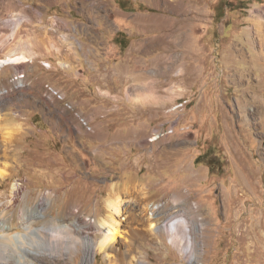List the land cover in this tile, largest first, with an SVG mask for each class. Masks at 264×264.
Returning a JSON list of instances; mask_svg holds the SVG:
<instances>
[{
  "label": "rangeland",
  "instance_id": "374dc122",
  "mask_svg": "<svg viewBox=\"0 0 264 264\" xmlns=\"http://www.w3.org/2000/svg\"><path fill=\"white\" fill-rule=\"evenodd\" d=\"M103 1L125 9L142 25L133 38L150 36L145 29L156 25L173 42L174 77L199 90L178 100L172 107L176 114L191 107L207 113L212 103L215 117H205L201 137L171 133L149 141L155 128L169 126L164 124L132 152L113 150L120 167L110 176V194L115 190L122 200L114 216L119 233L99 249L109 209L107 189L98 188L94 177L104 175L79 160L71 140L64 141L60 160L58 138L27 122L25 128L11 129L22 114L9 111L0 99V170L8 173L0 180V216L7 222L26 216L34 226L59 225L58 252L28 255L35 264H264V64L255 65L252 58L254 48L264 53V0ZM21 2L26 12L15 6ZM58 2L60 18L70 19L94 0ZM43 3L50 0H0V22L18 13L39 21ZM1 40L8 44L6 33ZM214 83L222 98L217 92L219 101L209 103ZM254 93L260 104L252 100ZM126 180L135 187L121 193ZM42 200L44 217L32 218ZM150 204L157 206L155 219L149 218ZM175 217L184 218L187 230L180 226L170 232L158 225ZM90 241L93 257L84 262ZM4 263L17 264L12 257Z\"/></svg>",
  "mask_w": 264,
  "mask_h": 264
},
{
  "label": "crops",
  "instance_id": "0c3cea01",
  "mask_svg": "<svg viewBox=\"0 0 264 264\" xmlns=\"http://www.w3.org/2000/svg\"><path fill=\"white\" fill-rule=\"evenodd\" d=\"M58 1L43 3L39 21L28 13H18L0 22V59L6 61L0 66V85L6 86L10 74L18 70H23L30 81L27 88L13 92V96L0 97L1 104L22 114L11 129L25 128L27 122L54 141L58 138L60 160L64 141L71 140L79 160L89 170L104 175L102 180L94 178L98 188L107 189L108 199L119 195L115 190L110 194V176L120 167L113 150L132 152L145 142L151 130L164 124L173 126L172 135L201 137V125L208 116L215 117L216 108L210 102L221 100L222 89L214 83L207 113L191 107L177 115L172 107L178 100L190 96L189 91L199 90L190 89L174 77L173 42L161 36L156 25L145 29L150 36L133 38V33L142 31V25L109 1L94 0L89 6L72 9L76 17L70 19L58 15L63 10ZM15 6L18 10L28 7L23 2ZM50 11L53 14L44 17ZM5 29L11 31L3 32ZM5 33L8 44L1 40ZM41 61L48 62L49 67ZM44 83L61 91L88 118L92 131L81 126L59 100L45 97ZM123 185L121 193L135 187L131 180Z\"/></svg>",
  "mask_w": 264,
  "mask_h": 264
},
{
  "label": "bare ground",
  "instance_id": "6f19581e",
  "mask_svg": "<svg viewBox=\"0 0 264 264\" xmlns=\"http://www.w3.org/2000/svg\"><path fill=\"white\" fill-rule=\"evenodd\" d=\"M261 38H262L261 40L264 41V35H262ZM254 53L255 54L252 57L254 60L253 61L254 64L255 65L264 64L263 49L255 50L254 48ZM258 99L259 98H257L256 94L254 93L252 97L254 103L256 102L257 104H260V101ZM5 172L0 170V180H2V178L8 175V173ZM118 196L119 195H114V196L112 195L106 201V205L108 206L109 213L107 214V219H105L102 223L103 225H106L107 232L105 231L103 233V238L100 241H98L99 249H105L106 245L109 244L110 241L119 233L118 230L119 222L114 217L115 215L119 214L121 211L120 206L122 200ZM45 207H46L45 200L40 201L37 205V208L35 209V212H33V215L31 217L32 218L42 217L43 210L45 209ZM147 207H149L150 209L149 218L155 219L157 214L155 211L152 210L155 207L152 204H150ZM158 225L164 228L165 230L172 232V231H176L177 228L180 226L183 228V226L185 225V220L182 217L168 218L161 221ZM150 226L156 227L157 225L155 222H151ZM57 227H59V225H56V223L54 225H46L40 223V225L34 226L30 221L26 220V216L21 217V219L17 222L15 221V223L14 221L7 222L2 216H0V244L2 245V249H1L2 251L0 250V264H7L4 262L5 260H7L8 262L9 257L15 259L17 264H35L34 262L28 259L29 257L28 255L41 256V257L56 255V253L59 250L58 244L60 237L58 235ZM194 228L195 230L199 231L200 223L195 222ZM183 230H187V228H183ZM174 237H176V235L172 236L171 238L174 239ZM187 241L188 243L190 242L188 238ZM84 247H85V251H84L85 254L83 259L84 262L86 261L89 262L93 257L91 241L88 242ZM196 256H197L196 253H192L191 259H195Z\"/></svg>",
  "mask_w": 264,
  "mask_h": 264
},
{
  "label": "built area",
  "instance_id": "2783aa9c",
  "mask_svg": "<svg viewBox=\"0 0 264 264\" xmlns=\"http://www.w3.org/2000/svg\"><path fill=\"white\" fill-rule=\"evenodd\" d=\"M6 62L4 59H0V66ZM41 64L45 67H49V63L45 61H41ZM30 81L27 78L26 73L23 70H18L12 72L8 78V84L6 86L0 85V97H5L9 95L11 91L22 90L29 86ZM43 94L47 98H55L62 103L64 109L71 112V114L77 119V121L83 126L87 131H92V125L90 124L88 118L76 107L72 102L66 99L64 94L56 89L53 85L49 83H44L43 85ZM186 100L181 101L177 104V106L183 105ZM173 133V127H159L155 128L150 136L149 141H155L161 137H165L169 134ZM157 207V206H155ZM190 234V233H188Z\"/></svg>",
  "mask_w": 264,
  "mask_h": 264
}]
</instances>
